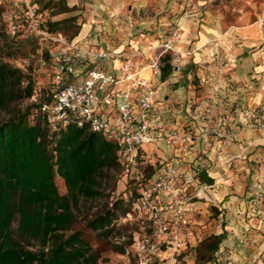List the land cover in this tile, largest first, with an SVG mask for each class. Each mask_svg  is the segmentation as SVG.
I'll list each match as a JSON object with an SVG mask.
<instances>
[{"label": "crops", "instance_id": "crops-1", "mask_svg": "<svg viewBox=\"0 0 264 264\" xmlns=\"http://www.w3.org/2000/svg\"><path fill=\"white\" fill-rule=\"evenodd\" d=\"M67 1L80 8L71 42L128 54L102 64L120 74L131 59L133 69L154 83L153 130L192 129L187 149L142 143L139 164L149 158L154 167L158 161V168L173 164L194 175L193 230L201 240L212 205L219 216L220 263L264 264V0ZM176 25L171 71L164 79L149 75L141 51Z\"/></svg>", "mask_w": 264, "mask_h": 264}, {"label": "trees", "instance_id": "trees-1", "mask_svg": "<svg viewBox=\"0 0 264 264\" xmlns=\"http://www.w3.org/2000/svg\"><path fill=\"white\" fill-rule=\"evenodd\" d=\"M35 3L41 28L71 30L68 39H72L76 14L58 20L51 17L73 11L74 6L66 0ZM14 19L19 24L17 34H7L0 26V264H99L98 252L84 231L74 227L76 210L83 201L102 196V180L121 171L117 148L86 126L49 131L36 103L20 105L35 89L30 72L11 60L29 57L39 44L24 31L22 14ZM41 55L50 58L47 49ZM160 61L164 79L171 71L169 50L161 53ZM56 176L64 182V194L58 192ZM138 188L129 196V204ZM121 206L123 200L105 206L84 220L85 228L97 239H108L116 229V210ZM220 243L218 234L202 238L194 249L195 263L214 261ZM113 250L124 252L125 247L114 245Z\"/></svg>", "mask_w": 264, "mask_h": 264}, {"label": "built area", "instance_id": "built-area-1", "mask_svg": "<svg viewBox=\"0 0 264 264\" xmlns=\"http://www.w3.org/2000/svg\"><path fill=\"white\" fill-rule=\"evenodd\" d=\"M22 21L27 34L57 46L48 49L49 60L42 55L38 59L40 67L51 68L49 87L43 88L38 99L37 94L31 95L49 131L76 125L100 134L115 144L124 175L138 173L142 143L157 140L188 148L190 132L153 130L154 83L149 76L140 74L141 69L134 70L130 59L121 64L122 72L117 74L102 62L123 54L82 48L61 32L41 28V13L35 5H25ZM6 22L7 32L17 34L19 24L11 14ZM179 33L177 25L170 30L160 45L162 51L173 49ZM91 35L92 32L87 33L88 37ZM161 53L150 56L144 66L151 76L160 73ZM193 182V174L182 172L173 164L155 169L131 203L132 212L142 219V228L129 249L99 264H180L188 260L198 242L193 230L195 194L189 191Z\"/></svg>", "mask_w": 264, "mask_h": 264}, {"label": "rangeland", "instance_id": "rangeland-1", "mask_svg": "<svg viewBox=\"0 0 264 264\" xmlns=\"http://www.w3.org/2000/svg\"><path fill=\"white\" fill-rule=\"evenodd\" d=\"M37 0H0V26H3L4 30L7 32V22L6 17L7 15L11 14L13 18L15 16L21 15L27 3L35 6H39L35 3ZM66 3L69 5L68 1ZM75 9L73 11L59 13L57 15L52 16V20H58L67 16H71L76 14L77 18L75 22H78V12L80 8L74 6ZM47 11H43V14H46ZM114 14L111 13L110 17ZM75 22L73 23L74 28H76ZM96 29V28H95ZM63 35L68 39L71 35V30H66L65 32L60 31ZM170 32V31H169ZM169 32L161 37L158 42L155 44H151L145 50L141 51L142 53L146 54V62L149 61V57L153 56L154 54H158L162 51L160 45L162 42L167 38ZM69 40V39H68ZM70 41V40H69ZM39 48L35 50L29 57L25 58H16L15 60H11V62L24 69L28 70L31 74L33 85L35 89V94H37L36 99L39 98V95L43 93V88H48L50 83V74L51 68H43L40 67L38 64V59L43 51V49L53 50L57 46H52L51 44L45 43L44 41H38ZM171 52V51H169ZM128 55V54H123ZM130 55V54H129ZM161 58V56H160ZM131 60V59H130ZM132 61V60H131ZM133 62V61H132ZM161 62V61H160ZM30 66V67H29ZM148 71V70H147ZM147 76V75H146ZM34 95V94H33ZM31 102H35L32 97L28 99H24L20 102L21 106H25ZM182 127V126H181ZM180 127V128H181ZM183 131H188L193 136L192 129L188 127H182ZM173 130V129H171ZM177 131V129H174ZM149 160V158H147ZM145 160L142 164L139 165V172L134 175H124L121 171L119 172H112L110 176L105 177L102 180V187L103 193L97 199L90 200V201H83L79 209L76 210V223L74 225L75 228L81 229L84 231L86 239L90 242L93 248L98 252V261L103 262L112 258L115 253L113 250L114 245H122L126 249L130 248V244L128 241L133 240V237L136 236V232H139L143 226L142 219L136 216L131 210V204L128 203V198L135 191V187H140L142 183L147 181L150 178L152 172L158 168V161H155L154 165L149 164L148 161ZM55 183L58 188V192L60 194H64L66 189L64 186V182L58 176L55 177ZM123 200V206L119 207L116 210L117 219L114 221L115 223V231L113 235L110 236L108 239L100 240L97 239L92 233L85 228V219L92 217L95 213L99 212L105 206H110L112 202ZM208 210L206 212V216L203 221L204 225V233L202 238L212 235L218 234V229L220 228L219 224V216H217L218 211L212 206L208 205ZM123 209H126V214H123ZM201 238V239H202ZM199 242V241H198ZM197 242V244H198ZM197 244L191 249L189 259L186 261H180V264H197L194 260V249L196 248ZM221 247V243L219 248ZM224 252V251H223ZM189 253V251H188ZM219 252H215L213 257L215 258L214 261L210 263L206 262L205 264H223L218 261Z\"/></svg>", "mask_w": 264, "mask_h": 264}]
</instances>
